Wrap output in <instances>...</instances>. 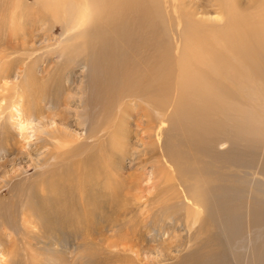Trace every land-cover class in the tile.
<instances>
[{"label": "bare ground", "instance_id": "1", "mask_svg": "<svg viewBox=\"0 0 264 264\" xmlns=\"http://www.w3.org/2000/svg\"><path fill=\"white\" fill-rule=\"evenodd\" d=\"M251 1L239 7L214 0L210 9L200 0H0L1 26L16 25L29 10L40 21L61 16L64 33L78 40L59 49L63 57L74 52L72 60L85 71L80 91H72L84 93L88 110L85 147L133 133L140 173L129 178L127 194L116 196L122 202L116 207L130 212L126 205L144 197L147 204L168 203L162 210L172 225L176 215L183 221L190 249L174 264H233L242 254L233 249L251 228L258 238L249 240L247 262L264 264V197L257 194L264 189L254 184L255 173L264 176V75L255 59L264 56V0ZM85 21L87 30L79 32ZM30 39L26 33L24 42ZM260 63L264 68V57ZM128 105L138 108L130 131L123 123ZM164 121L168 127L161 130ZM222 143L228 148L219 152ZM57 157L43 166L56 165ZM180 240L172 243L185 247ZM125 241L110 248L138 257ZM173 244L154 258L173 254Z\"/></svg>", "mask_w": 264, "mask_h": 264}, {"label": "rangeland", "instance_id": "2", "mask_svg": "<svg viewBox=\"0 0 264 264\" xmlns=\"http://www.w3.org/2000/svg\"><path fill=\"white\" fill-rule=\"evenodd\" d=\"M200 1L204 8L214 9V0ZM29 2L33 4L34 0ZM235 2L239 7L252 3ZM32 13L27 10L24 18L17 16L16 25H0V264H174L190 250L183 221L176 215L172 225L166 216L169 213L162 210L168 203L162 205L155 200L147 204L145 197L138 204L128 203L130 212L119 213L121 208L116 205L122 202L116 196L125 195L129 178L140 173L135 164L138 150L133 133L120 138L110 134L107 142L95 145L93 150L85 147L83 128L87 125L82 124L88 110L83 105L84 93L73 94L80 91L85 71L72 60L74 52L67 59L59 49L61 44L78 40L71 41L64 33L62 18L57 19L61 16L48 15L42 17L43 22ZM87 23L77 30H87ZM26 33L32 38L29 43L24 42ZM261 57L255 55L264 75ZM126 109L129 111L123 123L130 131L136 124L138 108L128 105ZM169 114L170 109L164 111V118ZM23 121L31 128L27 125L21 129ZM116 121L123 124L120 119ZM162 124L161 130H165L168 122ZM163 137L161 134L160 140ZM227 148L226 143L217 145L219 152ZM56 152L57 164L43 166L42 161ZM46 169L49 173L44 178H48L40 183ZM256 175L254 184L260 182L264 189V176ZM254 184L253 189L257 187ZM112 187L116 194L110 195ZM155 225L162 229L154 231ZM244 237L241 247L238 242V250L233 249L242 253L235 261L231 256L233 264H248L249 240L258 238L256 229L245 231ZM170 238H182L176 243L183 242L185 247L174 245ZM124 240L125 246H133L139 253L138 257L110 248L112 241L117 244ZM167 243L173 244V254H156L154 258Z\"/></svg>", "mask_w": 264, "mask_h": 264}]
</instances>
